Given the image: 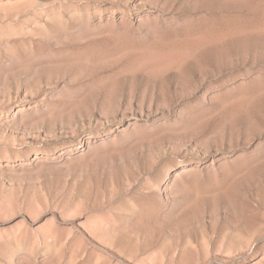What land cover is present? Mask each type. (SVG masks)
Returning <instances> with one entry per match:
<instances>
[{
  "label": "rangeland",
  "instance_id": "obj_1",
  "mask_svg": "<svg viewBox=\"0 0 264 264\" xmlns=\"http://www.w3.org/2000/svg\"><path fill=\"white\" fill-rule=\"evenodd\" d=\"M0 264H264V0H0Z\"/></svg>",
  "mask_w": 264,
  "mask_h": 264
}]
</instances>
